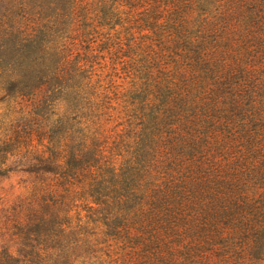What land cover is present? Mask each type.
Returning <instances> with one entry per match:
<instances>
[{
  "label": "trees",
  "instance_id": "1",
  "mask_svg": "<svg viewBox=\"0 0 264 264\" xmlns=\"http://www.w3.org/2000/svg\"><path fill=\"white\" fill-rule=\"evenodd\" d=\"M0 264H264V0H0Z\"/></svg>",
  "mask_w": 264,
  "mask_h": 264
},
{
  "label": "rangeland",
  "instance_id": "2",
  "mask_svg": "<svg viewBox=\"0 0 264 264\" xmlns=\"http://www.w3.org/2000/svg\"><path fill=\"white\" fill-rule=\"evenodd\" d=\"M3 112L0 101V115ZM19 162L8 159L5 164L0 165V246L17 242L13 235V229L7 216L11 207L18 203V200L25 196L28 183V175L21 171Z\"/></svg>",
  "mask_w": 264,
  "mask_h": 264
}]
</instances>
